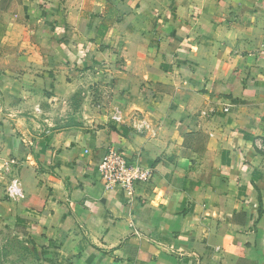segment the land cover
<instances>
[{
    "label": "crops",
    "instance_id": "0c3cea01",
    "mask_svg": "<svg viewBox=\"0 0 264 264\" xmlns=\"http://www.w3.org/2000/svg\"><path fill=\"white\" fill-rule=\"evenodd\" d=\"M9 159L0 264H264V0H0Z\"/></svg>",
    "mask_w": 264,
    "mask_h": 264
},
{
    "label": "built area",
    "instance_id": "2783aa9c",
    "mask_svg": "<svg viewBox=\"0 0 264 264\" xmlns=\"http://www.w3.org/2000/svg\"><path fill=\"white\" fill-rule=\"evenodd\" d=\"M114 118L120 120L119 117ZM12 164L13 161L10 159L4 161L0 165V174L8 176L11 173ZM99 171L105 188L108 190L121 189L126 195L127 202L132 205L136 201L138 184L148 183L154 173L152 167L130 161L122 151L115 148H110L102 157ZM8 192L10 196L20 194L17 179L11 180Z\"/></svg>",
    "mask_w": 264,
    "mask_h": 264
},
{
    "label": "rangeland",
    "instance_id": "374dc122",
    "mask_svg": "<svg viewBox=\"0 0 264 264\" xmlns=\"http://www.w3.org/2000/svg\"><path fill=\"white\" fill-rule=\"evenodd\" d=\"M18 1H22V0H18ZM27 1H31L32 3H37L38 7H44L46 5V0H27ZM19 11H20V9H19V5H18L16 12H19ZM39 11H40V9H39ZM95 101H96V99L93 100V102H95ZM81 103H82V101H81ZM75 104L78 105V103H75ZM80 119H83V118H80Z\"/></svg>",
    "mask_w": 264,
    "mask_h": 264
}]
</instances>
